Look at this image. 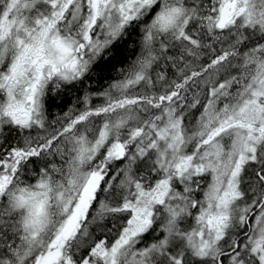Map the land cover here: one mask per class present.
<instances>
[{
	"label": "snow or ice",
	"instance_id": "obj_1",
	"mask_svg": "<svg viewBox=\"0 0 264 264\" xmlns=\"http://www.w3.org/2000/svg\"><path fill=\"white\" fill-rule=\"evenodd\" d=\"M0 264H264V0H0Z\"/></svg>",
	"mask_w": 264,
	"mask_h": 264
},
{
	"label": "trees",
	"instance_id": "obj_2",
	"mask_svg": "<svg viewBox=\"0 0 264 264\" xmlns=\"http://www.w3.org/2000/svg\"><path fill=\"white\" fill-rule=\"evenodd\" d=\"M135 37H133L134 39ZM135 55L134 50H132L131 45L129 44V48L127 51H122L120 55V63L117 64L116 68L106 73V79L102 80L101 83L106 84L108 82V79H115L118 76L119 68L121 66H127V64L130 62L131 58ZM76 91L73 89L63 96V102L61 103L60 100H57L54 105L50 106V111L53 116H55L57 113H62L63 111H66L68 107L74 103L76 99ZM99 102V101H95Z\"/></svg>",
	"mask_w": 264,
	"mask_h": 264
}]
</instances>
